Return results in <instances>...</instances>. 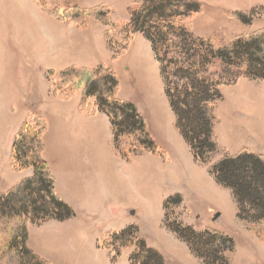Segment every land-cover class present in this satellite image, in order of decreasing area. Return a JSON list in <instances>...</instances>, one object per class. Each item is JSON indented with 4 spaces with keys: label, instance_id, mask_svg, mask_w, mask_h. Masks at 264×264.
Here are the masks:
<instances>
[{
    "label": "trees",
    "instance_id": "obj_1",
    "mask_svg": "<svg viewBox=\"0 0 264 264\" xmlns=\"http://www.w3.org/2000/svg\"><path fill=\"white\" fill-rule=\"evenodd\" d=\"M56 0H38V4L66 25L84 28L90 18L107 23L103 9H83L66 5L61 11ZM70 3V0H66ZM140 2L129 10V27L133 34L141 32L153 45L156 58L161 62V74L171 109L176 117L175 128L189 145L194 161L207 167L208 173L222 188L231 192L237 218L250 225L264 222V156L248 148L238 153L223 149L215 135L217 124L215 110L222 100L219 84L202 70L208 58L219 63L222 74L230 77L243 71L246 78L264 81V29L246 38H238L222 46L209 45L205 54L191 48L187 60L180 55L183 38L190 41L189 32L180 27L179 19L191 17L202 9L196 0H133ZM254 14V12H253ZM239 15L244 24L253 18ZM264 17V16H263ZM186 35V36H185ZM189 38V39H188ZM172 39H175L172 41ZM187 67L177 68L183 60ZM207 63V62H206ZM176 65V67H174ZM54 75L53 72H50ZM182 74L183 85L171 79ZM57 90L53 94L70 100L82 88L81 109L89 107L88 100L95 98L98 111L105 114L112 124L115 151L129 160L146 154L167 159L147 129L146 119L133 103L118 98L119 82L116 74L104 65L93 69L71 67L58 75ZM56 87V86H55ZM47 131L45 120L34 118V124L25 123L15 135L11 152V168L19 172L33 169V176L17 183L0 195V264H49L35 255L28 247V223L48 220L68 221L75 217L74 210L57 194L53 176L44 159L43 137ZM122 140L129 148L120 150ZM222 155L218 162L214 160ZM182 203L180 195L167 198L165 209ZM186 236H184V234ZM176 231L186 241L191 251L206 264H228L225 254L231 252V237L214 230L196 232L191 228ZM103 246L110 250L116 261L123 249L132 248L129 264H166L163 255L150 247L140 237L137 226H129L108 235Z\"/></svg>",
    "mask_w": 264,
    "mask_h": 264
},
{
    "label": "rangeland",
    "instance_id": "obj_2",
    "mask_svg": "<svg viewBox=\"0 0 264 264\" xmlns=\"http://www.w3.org/2000/svg\"><path fill=\"white\" fill-rule=\"evenodd\" d=\"M83 1L85 5H88L86 0ZM196 1L202 7L200 12L189 18L186 17L185 19H179L180 27H183L184 30L189 32L190 39H188L192 41L189 42L183 38L178 40L182 42L183 49L181 50L182 53L180 55L185 60L191 57V48L193 47L197 48L196 52H203L205 54L209 45L215 47L226 45L238 38H246L257 31L264 29V0ZM53 2L54 5L58 6V8L63 11L66 5H76L78 0H70V3L66 0H56V2ZM96 2L97 0H90L91 5ZM105 2L106 3L90 8L89 10L103 9L105 14L104 18L107 20V23H101L90 18L88 25L84 28H80L75 25H66L64 22L51 15L53 20L57 23L53 22L52 33L54 34V32H56L58 35L59 32L57 27L62 25L60 23H63L67 28L76 27L81 34V30H87L91 27L93 33L101 35L104 43L101 47V51L104 49L107 56L105 57L104 54L101 55L98 59V65L93 68L104 65L116 74L119 82L118 98L122 101L133 103L136 106L138 111L146 119L149 133L159 148H162L166 152V160L155 154L131 157L127 160L124 159L119 152L115 151L116 149L113 145L114 152L119 158L132 164L131 166L136 164L138 170L142 168V172H138L133 176H131L132 170H134L133 167H130L132 169L131 172H127V175H125L122 169L119 170L115 166L116 164L114 165L112 162H107L105 156H102L104 164L107 168L112 169L116 180L119 179L120 176L125 182V185L131 186L133 192L136 193L137 190L138 195H133L132 201H134L133 205L139 210V217L132 218L131 221L134 224L141 223L142 219L140 217L146 218L148 211L152 210L157 212V193L165 194L175 190V193L170 196L180 195L182 203L179 205L173 204L169 206L168 209H165L164 202L170 197L168 196L164 199L162 208L160 207L159 212L155 214L159 215V218L162 220V223L160 224L161 230L164 232L166 231L182 246L184 245L188 248L190 255L195 260L193 264H206L207 262L195 255L191 251L189 244L181 239L176 231L179 232V230H183L185 232V228H191L196 232L207 230L217 231L231 237L234 241V249L225 254L228 264H264V222L258 225H250L239 220L237 218L236 206L232 200L231 192L228 189L220 187L215 180L209 176L210 174L208 175L207 167L201 166L196 162L198 168L196 169L192 166L193 163L190 154L191 149L189 145L184 142L185 140L182 139V136L175 128L176 117L171 109L165 91L166 88L161 74V62L156 58L153 45L146 35L141 32L133 34L129 27V10L132 7L140 5V2H134L133 0H105ZM37 5L39 6L38 0ZM41 9L44 10L43 8ZM242 14L247 17L255 15L253 22L250 25L244 24L239 17V15ZM77 29L76 34L78 35ZM34 31L35 34H37V37L39 34H42L37 28H34ZM27 36V29L24 25H21L18 42L17 39L8 42L10 48L13 47L15 48V51L18 50L20 52L19 66L20 69L24 68L25 70H20L21 72L17 73V76L13 81L9 78V84H7L9 88L3 92L10 94V97L11 94L14 96L16 117L21 118L27 116L25 123L31 124H34V118L46 121L47 131L45 133L46 136L44 135L43 137V143L45 145L46 139L47 154L48 157L53 160V166L56 167L54 170L57 173L62 164H79V162L81 163L91 159L90 156L85 153L75 154L72 152H64L62 154V146L60 145L62 142L61 137L64 138L65 142L67 141V138L64 135L65 132L71 128L72 116L66 115V112L63 113V111L59 109L56 110L57 107H51V104L46 101L49 97L47 99H44L43 97L44 95L46 96L47 92L50 97L57 98L62 102H69L71 99L65 101L60 96V93L54 95L53 90H57L56 84L58 81V75L62 71L74 66L60 70L50 69L44 71V74H42V72H39L40 68L37 62L38 59L36 58L39 51L37 45L40 41H37L35 45L29 44ZM71 38L72 36L67 38L68 42L71 41ZM49 40L52 43L55 42L53 37H49ZM174 40L175 39H172V41ZM17 43H19L18 48ZM144 45L148 47V52H142V46ZM133 52L136 53L137 58ZM147 54H149L148 57L150 58L149 63L146 56ZM106 59L109 60L107 64H104L103 60ZM184 62L186 61L183 60L178 67L174 65L178 72L180 70L177 68L187 67L186 64H183ZM203 63L205 64L202 70H205L208 75L202 76V78H208L210 75L215 83L219 84L220 92L223 97L215 110L217 121L215 135L219 144L223 149L233 154L243 150L239 147L237 150L238 152L233 151L241 144L247 146L251 151V148L256 149L257 142L245 126L239 128L238 131H235L234 137L226 134L225 143L227 146L220 141L219 131H221L222 126L227 127V124L230 125V122L240 125L241 123H248L249 119L245 118L246 115H249L248 112L264 110V81L250 80L245 77L243 71L235 73L230 77H225L221 75L223 70H221L219 63L216 61L212 62V59L208 58L207 61L206 59L203 60ZM143 66L144 68L149 67L151 69L152 67L158 69L157 88L152 78L148 81L143 76ZM27 70H29L28 73ZM50 72H53L54 75H51ZM173 81L180 85L186 83L182 74L171 79V82ZM82 88L75 92L73 98L81 96L82 100ZM75 102L76 101H74V103ZM81 102L82 101L79 103V111L81 113L86 112L89 115H94L99 112L103 114L97 110V102L95 98L89 99L88 105L90 104V106H85L82 109L80 107ZM37 111L38 114L33 113H37ZM170 120H172L173 125ZM128 148L129 142L122 140L120 143V150ZM10 150L11 146H8V136H0V180L6 181L8 179L14 180L16 178V175L14 174L16 171H13L12 168H10L11 164L8 154ZM144 156H155L159 159H163L166 164H170L169 166H177L176 175L172 177L170 171L167 174L162 175V179H164V181H162L159 172L147 168L148 164L146 159H140L139 163H137V159ZM221 159L222 155L218 156L214 162H218ZM102 169L104 171V168ZM141 182L143 183V188L140 186ZM141 198L144 200L140 201ZM145 203H147V206H144ZM121 214L122 211H120V213L117 211L116 217L113 220H115V222L118 221L119 215ZM49 221L50 220L39 223H28V242L29 228H40V226H44ZM99 222L103 223L104 221L101 219ZM136 224L131 226L138 227ZM140 233L139 230V235L143 238V235ZM186 234L188 233L185 232L184 236H186ZM143 239L145 240V238Z\"/></svg>",
    "mask_w": 264,
    "mask_h": 264
},
{
    "label": "crops",
    "instance_id": "obj_3",
    "mask_svg": "<svg viewBox=\"0 0 264 264\" xmlns=\"http://www.w3.org/2000/svg\"><path fill=\"white\" fill-rule=\"evenodd\" d=\"M86 2L88 5H85L83 0H78L76 5L90 9L106 3L105 0H97L92 5L90 0H86ZM53 22L56 23L49 13L37 5V0H0V136H8V146H11V150L8 152L10 164L14 137L27 120V116L16 117L14 96L11 94L10 97V94L3 92L9 88L8 79L11 78L13 81L17 73L24 69H20L19 66L20 52L15 51L13 47L10 48L8 44L15 39L18 42L20 26L24 25L27 29L29 44L35 45L37 41H40L37 45L39 51L36 58L40 68L39 72L42 74L50 69L60 70L71 66L93 68L98 65L101 55L107 56L104 49L101 51V47L104 45L101 35L93 33L91 27L81 30V34L76 27L67 28L63 23H60L62 25L58 24L59 34L57 35L56 32L52 33ZM34 28L39 29L42 34L37 37ZM71 36V41L68 42L67 38ZM49 37H53L55 42L52 43ZM146 45L142 46V52H148ZM133 53L137 58L136 53ZM148 55L146 56L149 63ZM108 60H103V63L107 64ZM142 74L148 81L152 78L156 88L158 87V69L145 67ZM43 97L44 99L49 97L46 101L51 104V107H57L56 110L59 109L63 113L66 112V115L72 116L71 128L64 135L67 141L65 142L61 137L62 154L64 152L85 153L91 159L79 162V164H62L59 172L56 173L53 160L47 154L45 139L44 158L53 176L55 190L59 197L73 208L76 215L68 221L50 220L40 228H29L28 247L35 255L49 264H129L132 249H124L121 257L114 261L110 250L103 244L109 234L120 232L136 224L131 220L139 217V210L133 205L132 198L138 193L137 190L136 193L133 192L130 185H125L120 176L116 180L114 172L107 168L102 156H105L107 162L116 164L115 166L119 170L122 169L125 175L127 172H131L130 167L134 168L131 176L142 172V168L138 170L136 164L131 166L132 164L115 154L110 119L99 112L94 115H89L86 112L81 113L79 111L81 96H76L69 102H62L57 98L50 97L47 92ZM74 101L76 102L74 103ZM33 113L38 114V111ZM248 113L249 115L245 116L249 119L248 123H241V126L230 122L227 127L222 126L219 131L220 141L227 146L225 143L226 134L234 137L235 131L245 126L257 142L256 149L251 148L252 151L264 156V110ZM170 122L172 124V120ZM239 147L240 149L248 148L241 144L233 151L236 152ZM190 154L192 166L197 169L191 150ZM140 159H146L147 168L159 172L162 181H164L163 174L171 171L172 177L176 175L177 166H169L170 164H166L163 159L144 156L137 159V163ZM14 174L16 175L14 180H0V195L9 191L17 183L31 178L34 172L33 169H28ZM140 186L143 188L142 182ZM173 193L175 190L165 194H156L157 212L160 207L162 208L164 199ZM143 200L140 199V201ZM144 206H147V203ZM117 211L119 213L122 211V214L115 222L113 219L116 217ZM157 212L151 210L147 212L146 218L140 217L141 223L136 225H138L142 237L145 238L148 245L162 253L166 264H193L195 260L190 255L188 248L182 246L166 231L161 230L162 220L159 215L155 214ZM101 219L104 221L103 223L99 222Z\"/></svg>",
    "mask_w": 264,
    "mask_h": 264
}]
</instances>
